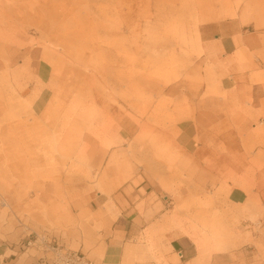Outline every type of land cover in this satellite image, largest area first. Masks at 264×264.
Instances as JSON below:
<instances>
[{"label":"rangeland","instance_id":"1","mask_svg":"<svg viewBox=\"0 0 264 264\" xmlns=\"http://www.w3.org/2000/svg\"><path fill=\"white\" fill-rule=\"evenodd\" d=\"M216 1L219 21L204 23L195 0H0V264H36L40 247L27 244L37 237L52 245L56 237L71 238L68 249L103 264H184L170 248L175 240L197 258L194 264H245L255 251L252 257L264 263V239L246 223V198L220 203L215 193L224 196L227 188L219 182L200 194L197 159L184 155L173 134L196 115V100L185 90L194 87H204L197 100L228 102L234 89H243L231 113L264 116L247 99L264 87V26L242 19L247 3L264 10V0ZM66 5L64 17L59 11ZM233 19L245 41H235L232 54L213 37L199 46L193 39L195 27ZM10 58L14 72L6 73ZM249 130L247 141L235 135L215 148L222 158L235 148L254 153L237 175L247 185L264 167V118ZM114 151L126 162L125 174L118 168L120 177L112 179ZM125 183L150 188L140 190L147 200L139 203L137 191H126L136 195L126 216H136L127 224L138 233L116 247L120 237L106 240L121 213L108 205L93 213L90 205L123 192L109 187ZM225 213L241 221L240 237L213 262L217 255L203 243L209 223Z\"/></svg>","mask_w":264,"mask_h":264},{"label":"bare ground","instance_id":"2","mask_svg":"<svg viewBox=\"0 0 264 264\" xmlns=\"http://www.w3.org/2000/svg\"><path fill=\"white\" fill-rule=\"evenodd\" d=\"M17 3L20 0H15ZM57 1V0H56ZM214 2H218L216 0H195V5L198 6L199 14H201V21L203 20L204 23H210L213 21H219L220 17L218 18V10L217 7H215ZM39 5V3H38ZM66 12H69L68 6L66 5L64 9L59 11V14L61 16L65 17ZM231 16H235L234 14ZM77 17V16H76ZM248 17H252L249 24H253L255 28H259L261 26H264V10L258 5L257 2L254 3H247L243 14L242 19L245 22V20ZM78 18V17H77ZM129 24V20L127 21V25ZM138 26V22L136 23V27ZM195 34L193 36V39L197 41L198 46L202 42L201 35L198 30V27H195L194 29ZM253 46H257L258 42L257 40H252ZM45 49H48L47 46H45ZM0 51H3V49L0 47ZM16 53H13L12 57L16 58ZM10 58V61L6 65L5 72H14L12 70V64L16 61L15 59ZM222 64V63H220ZM210 65V64H208ZM223 66V64H222ZM215 67V66H210ZM156 89H154L155 96H159L163 93L162 89H159V87L155 86ZM184 90V89H183ZM186 94L190 99H193L192 101H200L203 103L209 102V104H205V106H208L207 109H205V112L208 113L211 117H214L216 115H222L225 118H231L234 125H224L223 123H220L219 125H215L213 128L215 131H217L220 134H226V137L230 138L231 136L235 135L238 136V138L242 141H247L246 139H249L253 136V133L249 130V125L251 123H257L259 124V119L264 118L262 116L260 118L259 115L253 116V115H235L231 114L232 116H229L226 111L229 110V107L233 106V103L236 102L235 100L237 97H244L243 96V89H234L230 98V102L228 101H218L217 99H199L203 89H199L198 87H194L193 89H185ZM179 91V89H170V92L175 93ZM247 99L249 101V104L252 106L264 108V87H261L260 89H257V91H249L247 92ZM195 99V100H194ZM226 103H230L232 105H226ZM226 105V106H225ZM42 107L40 106L39 109ZM159 111V108H157V112ZM173 134L176 136H179V131H173ZM237 140V139H236ZM261 147V146H260ZM245 150H239L238 148H235L234 151H232L228 156L226 157H215L212 158V163L208 166H206L209 169H203L200 173L190 172L186 174L191 175V179L193 180L194 176L196 175L197 180L200 182V194L207 193L206 190H208L207 184H211L214 186L217 182L223 183L224 187L227 188L226 195L221 196L220 193H215V196L217 195V199L222 204H229V201L231 199H242L246 198L247 206H250L249 214L251 217L249 221L246 223H251L252 227V234L253 235H261L264 239V167L262 170L256 171L254 174L253 179L251 180V184L247 185L243 180H240L237 175L241 173V171L246 168L248 162L252 159H256L254 156V153L251 150H248L246 147ZM261 150V149H260ZM258 152L259 156L262 155ZM250 159V160H249ZM195 165V164H193ZM192 165V166H193ZM196 166L191 167L189 170L194 168ZM261 168V165H260ZM199 169V168H198ZM200 171V170H199ZM228 184H231L230 186ZM224 190V188H223ZM173 195H176V190H173ZM4 206L7 208H11L10 204L8 202L4 203ZM222 216V217H221ZM220 217H217L218 219L215 221H212L208 225V231H207V238L204 240L203 246L204 247H210L209 249L212 250V252H215L216 255H222L224 254L229 248L236 246V239L240 237V228L238 225H240L241 221H237L236 223L232 222L225 213V217L221 215ZM245 222V221H244ZM196 243H198L196 241ZM258 246L259 244H255ZM262 245V244H261ZM259 245L258 247H260Z\"/></svg>","mask_w":264,"mask_h":264},{"label":"crops","instance_id":"3","mask_svg":"<svg viewBox=\"0 0 264 264\" xmlns=\"http://www.w3.org/2000/svg\"><path fill=\"white\" fill-rule=\"evenodd\" d=\"M241 28L242 26L240 25V23H238V21L234 20L231 23H222V22H218V23H211V24H204L201 25L198 29L201 35V40L203 43L205 42H211L212 41V37L214 39L216 43V45L220 46L221 49L223 51H225L226 53L232 54L233 51H235V41H245V38L241 35ZM202 89H204V87H202ZM221 103H223L222 101H220ZM210 102H200V101H195L193 103V106H195L197 112L194 118H188L186 120H183L181 122H179L177 124L178 127V131H179V136H177L176 142H177V147H179L181 149V151L184 153V155L186 157H196L197 159V165L200 171H197V173H200L206 166L205 165V159H212L215 157H218V155H216V151L215 148L217 147L218 143H220L221 141H226V142H232L235 140V134L234 136H231L230 138L226 137V134H220L214 130V126L219 125L220 123H223L224 125H234V123L232 122L233 117L231 118H225L222 115H216L214 117H211L210 115H208V113L205 112V109L208 108V106H205V104H209ZM226 105H232L230 103H226ZM225 105V106H226ZM233 108L229 107L228 110V115L232 116L231 114V110ZM231 113V114H230ZM240 115V114H239ZM242 115V114H241ZM209 143H213L212 145V149L210 148L211 146H209ZM109 158H112L113 162H116V166L113 165L112 169L110 170V173L112 174V179L113 177H115V174L117 175V178L120 177V175H118V168L122 169L123 171L121 172L122 175L125 174V159L124 157L121 155L120 152L118 151H114L112 152L111 157L108 156ZM102 155H98L96 156V159H102ZM108 158V159H109ZM108 162V160H107ZM202 168V169H201ZM127 173H130L131 175L133 174V171L135 169L134 165H132L131 163H129L128 167H127ZM124 177V176H122ZM117 184V183H116ZM115 184V185H116ZM114 185V186H115ZM110 186V189H119L121 188L123 190V192H117L116 194L112 195L111 198H106L104 199L102 202L97 203V199L96 201L92 200L91 201V211L93 213H98L99 211V205L101 206V210L102 212H105L104 207L106 205L108 206H115L119 212L121 213V215L117 218L116 222H117V227L116 230L114 231V234H109L107 240H106V244L109 245L111 244L112 240L113 242L116 241L117 236L120 237L118 238V240L115 242L117 246L119 245H123V241L124 243L126 239L128 238H134L136 236V234L138 233L137 230H134L133 232H129L130 226L127 224L129 221L134 222L135 217H127L126 213L130 214V210L131 207L133 206V208L135 209L137 204L140 201H145L147 199L142 198V195L140 194V190L144 189L145 191L149 190V185H143L141 183H138V185L132 184L131 183H125L124 186L122 187H117V186ZM134 190L137 191L136 194L138 195L137 197L139 198V201L137 203V201H135V194H126V191L129 190ZM103 195L100 194V196L98 197L99 199H101ZM148 197V196H147ZM137 198V199H138ZM111 200V202H110ZM141 204V203H140ZM93 205H96V207H94ZM129 206V207H127ZM135 212V210L133 211ZM166 214H164L165 216ZM166 218V217H165ZM138 220L143 221L142 217H138ZM144 232V231H143ZM167 237V235H166ZM49 241V240H48ZM72 239L71 238H62V237H56V244L65 247L66 249H68L66 247V245L68 243H72ZM112 248H114L113 246H111V250ZM170 248L172 249V251L176 252L178 255L180 253H183V257L185 258L184 264H194L197 260L196 257H191L189 256V252L188 249L186 248V246L183 244V242L181 240H175L173 242L170 243ZM186 248V249H185ZM40 249V253L42 256H44L45 251L43 250V248H39ZM184 249V251H183ZM71 250V249H69ZM73 251V250H72ZM76 252H80V251H76ZM82 253V252H80ZM83 254V253H82ZM185 254V255H184ZM246 254V253H245ZM253 254H258V252H248L247 255H245V264H264L262 261H256L254 257H252ZM85 255V254H84ZM40 256V257H42ZM247 256H250V258H248ZM40 257L37 259L36 264H39V259ZM92 260V259H91ZM94 261L96 264H103L101 262ZM214 261H221V256H216L213 258V262Z\"/></svg>","mask_w":264,"mask_h":264},{"label":"built area","instance_id":"4","mask_svg":"<svg viewBox=\"0 0 264 264\" xmlns=\"http://www.w3.org/2000/svg\"><path fill=\"white\" fill-rule=\"evenodd\" d=\"M28 247H40L45 251L44 256L40 257L39 264H96L86 255L66 249L58 244L52 245L45 237H37L35 241L28 242ZM180 257H183L180 253Z\"/></svg>","mask_w":264,"mask_h":264}]
</instances>
